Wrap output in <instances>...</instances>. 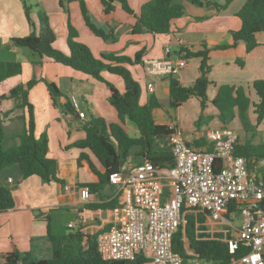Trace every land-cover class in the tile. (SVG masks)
I'll use <instances>...</instances> for the list:
<instances>
[{"label":"crops","instance_id":"crops-1","mask_svg":"<svg viewBox=\"0 0 264 264\" xmlns=\"http://www.w3.org/2000/svg\"><path fill=\"white\" fill-rule=\"evenodd\" d=\"M127 1L132 13L123 10L119 3H115L114 9L106 13L101 0H42L41 7L46 10L48 6L57 4L64 9L66 17L62 16V19L66 28L70 23L77 31V40L86 43L95 56L103 52H113L133 57L137 51L142 50V61L144 57H164L166 45L170 47V55L174 57H184L183 52L178 51L181 47L193 51L200 49L203 45L211 48L208 74L210 83L207 86L208 101L204 113L217 111L210 100L215 97L221 84L243 86L250 95H253L250 84L256 79H264V32L256 33L258 44L251 51H246L245 44L241 41L226 49L212 48L214 45L232 43L230 30L240 27L241 22L236 13L246 0H231L224 8L217 7L213 3H223L225 0H200L203 4H195L190 0H173L174 3L183 6L184 13L172 21L171 32L167 34H153L146 30L134 33L132 27L136 23L135 15L138 14L142 4L148 0ZM81 3L95 25L106 31L113 30L117 35L115 41L104 40L89 29L82 15ZM31 19L38 26L37 13L33 9ZM30 31L31 26L26 18L22 1L0 0V51L4 49L11 53V55L0 57V60L20 61L22 72L19 75L23 74L24 69L26 70V78L20 82L11 81L19 75L3 80L0 83V86H3L0 88V95H7L12 87L25 83L32 75L31 61L38 59V55L28 48L17 47L10 41L11 37L24 36ZM66 37L67 31L64 43H66ZM56 42L58 39L55 35L53 46ZM59 49L68 52L67 43L66 46L60 44ZM239 56L243 57L242 65L237 62ZM185 59L186 65L174 76L182 86L188 87L199 75L200 59L198 57ZM42 61L44 76L57 85L60 94L52 99L46 84L38 82L29 90L28 99L33 105L35 134L38 136L46 132L49 156L56 159L57 177L64 182L62 184L55 181L43 182L37 175L25 178L17 164L0 169V185L10 187L14 199V207L0 213V254L10 252L13 247L21 252L29 251L31 238L34 237L37 238L34 243L35 254L48 255L50 241L45 238L48 224L50 231L56 235H67L77 230L85 234H95L112 226L118 216L117 187L108 181L97 190H88V199L81 198L80 189L85 187L86 183L99 182L100 174L105 169L89 149L74 146L76 141L84 138L83 125L91 115L100 116L108 123L119 122L118 112L108 100L109 86L104 81L55 62L50 57H43ZM127 67L142 88L140 102H145L150 94H154L159 100L160 106L153 109V116L157 122L177 121L175 112L171 108L191 104L200 109L199 100L195 96H190L179 107H171L167 76L156 79L155 89L150 93L146 89V83L150 77L144 72L142 63L127 65ZM103 75L110 83L123 91L124 84L121 77L107 71ZM66 104L71 107V110L66 107ZM78 110L84 112V117L78 115ZM23 113H26V110L17 107L13 98L0 99V120L7 146L19 142L18 134L24 122L21 117ZM193 123L188 131L194 129ZM219 126L222 124L213 128ZM123 127L128 133L131 131L132 134L129 133L131 136H138V129L128 120H125ZM191 136L190 139L187 136L185 138L192 141L199 137L197 133ZM155 146L166 149L167 137L157 138ZM81 152L84 153L85 158L79 166L77 159ZM89 164L94 167V170L89 167ZM128 164H135L134 160H130ZM90 204H109L110 206L91 207ZM71 222L74 225L69 227Z\"/></svg>","mask_w":264,"mask_h":264},{"label":"trees","instance_id":"trees-1","mask_svg":"<svg viewBox=\"0 0 264 264\" xmlns=\"http://www.w3.org/2000/svg\"><path fill=\"white\" fill-rule=\"evenodd\" d=\"M195 4H203L200 0H190ZM231 0L223 3H213L217 7L224 8ZM26 18L31 26L29 34L24 36H13L10 41L17 47H25L38 55V59L31 61L32 75L25 82L12 87L7 95H0L1 98L9 97L16 101L19 108L26 110L21 115L23 127L18 134L19 142L7 146L5 134L0 120V169L17 164L23 177L37 175L43 182L64 181L57 177V161L49 156L48 136L46 132L40 135L35 134V119L33 105L29 102L28 92L33 85L44 82L48 91L55 99L60 94L57 85L48 80L43 73V57H50L55 62L70 66L75 70L83 72L99 81H104L110 89L109 103L117 110L119 122H107L100 116L91 115L85 121L83 128L84 138L76 141L74 146L80 149H89L104 167L97 183H86L90 191L97 190L108 181V176L115 170L124 169L130 160L135 164L145 160L151 161L157 167H172L174 165L173 155L169 149H158L155 140L167 137L177 125V121L157 122L153 116V109L160 106L159 100L154 94H150L147 100L140 102L142 88L139 82L133 77L127 65L142 63L143 51L139 50L133 57L120 55L113 52H103L95 56L90 47L77 40V31L68 23L66 43L68 52H64L53 46L55 32L50 25L47 13L38 4L36 10L38 26L31 19L33 5L27 0H22ZM103 10L108 13L114 9V4L119 3L123 10L132 13L127 0H101ZM81 11L86 25L97 36L104 40L115 41L117 35L113 30L106 31L95 25L87 14L85 6L81 3ZM184 13L181 4L173 0H148L140 7L136 17V23L132 27L134 33L147 31L153 34H167L171 32L172 21ZM236 15L240 19V27L230 30L232 43L214 45V49H226L235 46L238 42L245 44L246 51H251L257 46L256 33L264 32V0H246ZM211 48L203 45L198 50H191L181 47L178 51L183 52V58L198 57L200 59L198 70L199 75L192 85L182 86L174 75H168L169 105L179 107L190 96H195L200 103V114L195 120L198 131L207 124L213 117L205 115L204 109L207 106V86L210 83L208 74L210 72L209 52ZM239 65L243 64L238 59ZM107 71L118 75L123 80L124 89L119 90L110 83L103 75ZM22 72L20 61L0 60V83L6 78L16 76ZM250 87L253 95L240 85L221 84L217 94L210 100L217 110V117L222 125L230 126V123L237 118L240 123L248 128V110L254 114L256 124L264 119V79H256ZM69 110V107L66 104ZM125 120H128L138 129V136H131L123 127ZM194 145H204L205 136L201 134L198 138L189 141ZM235 154L241 155L249 162L252 158L264 157V140L254 143L251 140L239 141L235 146ZM85 158L83 152L78 156V165H81ZM94 170V167L89 164ZM264 207V202L262 203ZM91 207H106L109 204H90ZM233 206V205H232ZM14 207L12 189L0 185V213ZM227 213V212H226ZM186 225L179 227L172 238V248L186 260L192 255L186 253V245L193 251L196 258L212 264H231L233 258H237L243 251L232 255L228 252L227 245L223 241L211 238L207 232H198L197 228L206 229L205 213L189 212L186 215ZM110 228L108 226L105 229ZM103 229V230H105ZM97 235L85 234L80 230L68 233L67 235H56L50 231L47 225L46 239L50 241L48 255H38L34 252L35 240L31 238V249L21 252L13 247L10 252L0 254V264H147L149 259L138 254L132 260H104L97 250Z\"/></svg>","mask_w":264,"mask_h":264},{"label":"built area","instance_id":"built-area-1","mask_svg":"<svg viewBox=\"0 0 264 264\" xmlns=\"http://www.w3.org/2000/svg\"><path fill=\"white\" fill-rule=\"evenodd\" d=\"M164 52L162 58L142 59L150 93L156 79L175 75L186 65L185 58L170 55L168 45ZM78 115L84 117V112L78 110ZM204 136V145H194L176 127L167 136L172 167L145 160L109 174L119 204L113 225L97 235L102 259L132 260L141 254L152 264H212L196 258L187 245L186 253L193 257L184 262L172 248L173 235L186 225L187 213L202 212L206 229L196 223V234L207 232L223 241L232 255L243 251L231 264H264V157L248 162L235 154L240 140L232 126L211 127ZM88 190L80 189L83 200L89 198Z\"/></svg>","mask_w":264,"mask_h":264},{"label":"rangeland","instance_id":"rangeland-1","mask_svg":"<svg viewBox=\"0 0 264 264\" xmlns=\"http://www.w3.org/2000/svg\"><path fill=\"white\" fill-rule=\"evenodd\" d=\"M27 1L33 5L34 12L37 10V8H38L37 6H39L41 9H43V7H41L42 6V0H27ZM36 4H39V5L36 6ZM43 10L49 16L51 26H52V28L55 32V35L57 36V39H58V42H56L54 44V47L59 49L60 44H62V46L65 44V46H66V43H64V38L66 36V31H67L66 29L67 28H66V25L64 24L63 19H62V16L66 17V13H65L64 9H61L56 4V5H53L52 7L48 6L46 10L45 9H43ZM8 55H11V53L4 50V49H2L0 51V57H5ZM239 59L243 60V57L239 56ZM25 71L26 70L24 69L22 75L16 76L15 78H12L11 81L18 80V82H20V80L26 78ZM2 87L3 86L1 85L0 88H2ZM143 89H145V87ZM166 106H168V105H166ZM166 108H168V107H166ZM171 110L175 112V116H176L177 122H178V127L182 130L185 137L186 136H187V138L189 137L188 139H190V137H192L191 134L194 135L197 133L200 136L201 134H204L205 131L207 129H209L210 127H214V126L221 123L217 117V111H215V110L206 111L204 114L205 115H212L213 118L207 124H205L201 127V131H198L193 122H194L196 116L198 114H200L199 108L191 106V104H188L186 106L183 105L182 107H179V108H171ZM247 116H248L247 119H248V125H249L248 128H245L237 118H235L230 123V126H232L233 128H235L237 130L238 135H239V140L241 142H243L245 140H251L254 143H258L260 141H263L264 140V119L262 120V122L256 124L255 116L250 111V109L248 110ZM192 123L194 125V129L191 131H188ZM129 133L132 134L131 131H129ZM159 141L160 140H158V142ZM157 148L159 149L160 147L157 146ZM147 264H152V263L149 262Z\"/></svg>","mask_w":264,"mask_h":264}]
</instances>
